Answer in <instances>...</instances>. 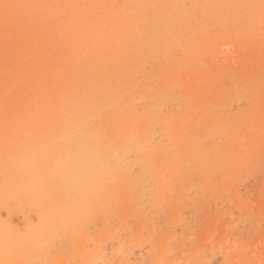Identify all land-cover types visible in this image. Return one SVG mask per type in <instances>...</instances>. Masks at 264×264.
<instances>
[{
    "label": "rangeland",
    "instance_id": "rangeland-1",
    "mask_svg": "<svg viewBox=\"0 0 264 264\" xmlns=\"http://www.w3.org/2000/svg\"><path fill=\"white\" fill-rule=\"evenodd\" d=\"M0 264H264V0H0Z\"/></svg>",
    "mask_w": 264,
    "mask_h": 264
}]
</instances>
